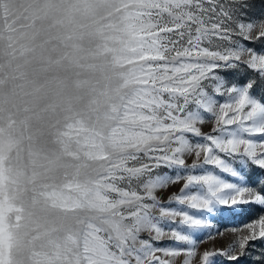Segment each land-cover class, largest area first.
<instances>
[{
	"label": "snow or ice",
	"instance_id": "obj_1",
	"mask_svg": "<svg viewBox=\"0 0 264 264\" xmlns=\"http://www.w3.org/2000/svg\"><path fill=\"white\" fill-rule=\"evenodd\" d=\"M0 264H264V0H0Z\"/></svg>",
	"mask_w": 264,
	"mask_h": 264
},
{
	"label": "rangeland",
	"instance_id": "obj_2",
	"mask_svg": "<svg viewBox=\"0 0 264 264\" xmlns=\"http://www.w3.org/2000/svg\"><path fill=\"white\" fill-rule=\"evenodd\" d=\"M205 131H208L207 128H205ZM254 139L259 140L260 137H253ZM179 185L172 189V191H178ZM175 207L176 205H172ZM260 215L259 209H254L251 213V215H245L241 216L238 218H233V219H224L220 220L218 222H213L214 223V229H213V234H214V239L212 240H207L206 239V234L204 233H199L198 238L200 240H204V243H200L198 246V251H202L205 248H211L213 246L215 247H222L226 246L231 240H232V234H231V229L233 228H240L242 227L243 224H246L249 222L251 219H255ZM219 229L220 232L223 233V235H215V230ZM158 246H175L174 242L173 243H166L164 245H158ZM158 256H161V258H165L162 256L161 253H157Z\"/></svg>",
	"mask_w": 264,
	"mask_h": 264
}]
</instances>
